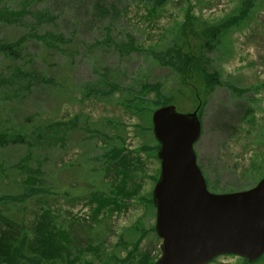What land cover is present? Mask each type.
I'll list each match as a JSON object with an SVG mask.
<instances>
[{
  "label": "rangeland",
  "instance_id": "374dc122",
  "mask_svg": "<svg viewBox=\"0 0 264 264\" xmlns=\"http://www.w3.org/2000/svg\"><path fill=\"white\" fill-rule=\"evenodd\" d=\"M215 26L224 30L206 54L215 76L191 67L185 84L174 83L156 54H169L178 37L174 51L197 54ZM156 83L163 92L145 96L142 87ZM171 98L181 114L200 108L195 152L210 192L249 190L264 178V0H0V136L28 140L0 143V209L31 240L38 221L54 220L56 240L73 251L70 261L44 262L27 243L20 263L155 264L161 166L152 120ZM114 143L129 157L100 171Z\"/></svg>",
  "mask_w": 264,
  "mask_h": 264
},
{
  "label": "water",
  "instance_id": "95a60500",
  "mask_svg": "<svg viewBox=\"0 0 264 264\" xmlns=\"http://www.w3.org/2000/svg\"><path fill=\"white\" fill-rule=\"evenodd\" d=\"M199 110L181 114L171 105L153 113L161 164L152 194L162 241L155 264H210L221 256L254 263L264 256V178L241 192L209 191L195 152Z\"/></svg>",
  "mask_w": 264,
  "mask_h": 264
},
{
  "label": "trees",
  "instance_id": "16d2710c",
  "mask_svg": "<svg viewBox=\"0 0 264 264\" xmlns=\"http://www.w3.org/2000/svg\"><path fill=\"white\" fill-rule=\"evenodd\" d=\"M205 33L207 36L204 40L203 39L200 40L202 41V43L201 45L198 44L199 52L197 54L195 53L186 54L184 52H181L180 49H179V53L174 51L175 49H177V45H176L177 42H182L181 37L176 38L171 45L166 47V50L167 52H169V54L163 52L156 54V57L158 58L159 62L162 65L164 66L167 65L170 69H172L174 73V78H173L174 83L176 82L177 84H179V80H180L183 84H185V81L188 78L189 68L191 67H193L194 70L196 71L204 70L203 74L204 73L208 74L207 79L213 78L215 76L216 73L210 74L206 69V64L209 63V65H211V60H212L211 58H208L206 54L212 55L214 50L218 48V46L222 42L224 30L218 26H215L212 27V29L207 30V32ZM125 47L126 48L131 47L130 50H138V46H134L133 41H130V47L128 45H125ZM6 49L8 51H16L15 46H8ZM212 85L213 84L210 85V83H208V86H212ZM144 86L145 87H142V90H143V94L145 93V96L149 92L154 91L157 97L158 92H160L161 90V86L158 83L153 85L145 84ZM162 92L163 91H161L160 93ZM159 99L161 100L162 98ZM137 100H138V94L136 93V98L134 100H130V102L134 104L136 103ZM171 101H173V98L169 99L168 103H164V104L161 103L162 104L161 106L162 107L167 106L168 104H170L169 102ZM71 124H73V122H71ZM54 125H56V127H58L59 129L63 126H65L66 129H69L70 127V125H68L67 128L66 125H63L61 123H55ZM114 139L116 138L115 137L110 138L108 139V142L111 143L113 142ZM26 141L28 140L23 135L11 136L10 134L5 133L2 136H0V143H2V146L15 144V143L16 144H21L24 142L26 143ZM159 149L160 146L158 148V151ZM104 157L109 162H104V163L100 162V164H104V166L100 168V171L106 170V167L113 159L114 160L127 159L129 156H126V154L119 148L118 143H114V144L106 145V149L100 155V159L103 160ZM112 163H116V162H112ZM25 170L30 171V168L25 166ZM96 189L101 193L107 191V187L106 188L97 187ZM94 197L97 198V195L94 194ZM112 197L114 199L115 205H119L120 193L118 192V190H115L113 188ZM131 199L132 196L129 194L122 199V202H126L127 200L130 201ZM10 200H12L13 202L16 201L18 202L21 200V198L13 197L10 198ZM10 216H11L10 214L9 215L6 214V211L4 209H0V263L2 262V264H22L19 262L17 256L21 254L22 249L27 243H34L33 250L37 255L40 256L41 259L44 260V262L46 261L67 262L71 260V255H73L72 249L71 251H68V248L61 240L60 241L56 240L58 239V237L57 234L54 233V226H53L54 220L52 223H48L47 225H41L42 223L38 221L37 224L40 225L39 230H36L34 238L31 240L26 230L25 224L20 226L18 222ZM41 219H43V221H47L50 218L44 217ZM261 259H259L258 261H260Z\"/></svg>",
  "mask_w": 264,
  "mask_h": 264
}]
</instances>
